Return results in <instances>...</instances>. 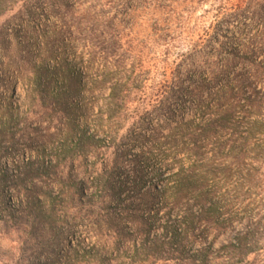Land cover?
<instances>
[{
	"label": "trees",
	"instance_id": "trees-1",
	"mask_svg": "<svg viewBox=\"0 0 264 264\" xmlns=\"http://www.w3.org/2000/svg\"><path fill=\"white\" fill-rule=\"evenodd\" d=\"M251 1L255 0H228L221 7L223 14L228 8L233 14L242 13ZM157 4L169 15L180 8L178 0ZM42 32L43 53L52 55L48 33ZM15 40H10L12 46L17 45ZM7 49L1 63L11 69L14 60ZM263 49L264 41H258L248 51L259 55ZM250 65L255 69L244 80L228 78V62L217 71L209 67L205 78L215 87L199 95L193 118L186 121L181 115L184 123L167 141L170 154L161 151L157 128L146 133L144 117L154 104L148 101L145 107L132 108V102L139 104L148 97L144 86L134 94L132 76L111 82L93 130L77 134L76 123L86 120L90 109L85 101L71 100L73 95L54 89L58 80H45L40 66L30 76L23 68L17 70L14 83L23 86V94L0 104V134L8 136L1 143L0 159L15 155L18 138L26 141L30 154L21 161L11 160L14 175L4 170L0 180L17 185L12 196L22 198L23 232L40 246L65 239L69 254L61 264H82L90 256L94 264H250L252 253H264V232L258 238L249 228L219 245L209 237L228 228L233 206L244 201L245 186H253L255 180L251 171L240 175L245 144L261 124L251 114L264 104V80L258 77V73L264 76V64L256 58ZM103 71L96 80L99 85L111 81L109 72ZM136 71L137 66L132 73ZM188 92L195 94L197 86ZM126 120H133L127 144L117 150L118 140L125 138L121 128ZM102 132L108 137L103 138ZM56 137L62 138L60 147L53 145ZM177 154L182 155L181 163ZM122 159L133 161L136 176L130 178L133 175L120 166ZM159 167L162 171L155 170ZM148 169L154 171L150 182ZM4 193L2 187L0 194ZM156 222L161 230H150ZM260 224L264 226V220L254 225ZM86 238H91V245L80 247ZM256 264H264V256Z\"/></svg>",
	"mask_w": 264,
	"mask_h": 264
},
{
	"label": "rangeland",
	"instance_id": "rangeland-1",
	"mask_svg": "<svg viewBox=\"0 0 264 264\" xmlns=\"http://www.w3.org/2000/svg\"><path fill=\"white\" fill-rule=\"evenodd\" d=\"M227 1L178 0L179 10L169 15L158 7L157 0H0V104L6 103L10 96L23 94V86L14 83L17 70L23 68L30 76L40 66L45 80H58L54 89L73 95L71 100L85 101L90 108L86 111L87 119H79L75 125L76 133L82 134L93 130L96 114L111 91V82L132 76L134 94H140L138 90L144 86L148 95L139 104L132 102V108L142 104L145 107L148 101L154 104L148 107L149 113L144 117L146 133L151 135L152 129L157 128L161 133V151L168 154L167 141L176 137L174 134L184 123L182 118L186 121L193 118L199 95H206L215 87L205 78L210 66L217 71L228 62V78L244 80L255 69L250 65L252 61L257 58L259 65L264 64V49L259 55L248 51L255 49L258 41H264V0L251 1L242 13L233 14L228 8L224 15L221 7ZM17 29L20 31L15 36ZM43 29L48 33L52 55L43 53ZM120 36L122 40L118 41ZM11 39H16L17 45L12 46ZM7 47L14 60L11 69L1 63ZM136 66L140 71L133 74ZM103 70L109 72L111 81L99 85L96 80L101 79ZM262 74L258 73V77L264 80ZM194 86L198 92L190 94L188 90ZM260 108L251 114L261 124L248 137L247 154L240 171L241 176L253 172L255 180L253 186H245L244 201L233 206L228 228L221 234L210 233V240L218 245L249 228L258 238L264 232L262 224L254 225L264 220L261 208L264 204V104ZM132 122H123L121 135L125 138L118 140L117 150L126 146ZM50 131L56 132V129ZM107 135V132L101 133L103 138ZM6 140L8 136L0 134V150ZM17 141L15 155L0 159V174L5 170L14 175L11 160L21 161L25 154H30L26 141L22 138ZM52 142L54 147H60L62 138L56 137ZM175 157L182 162L181 154ZM120 166L133 175L130 178L136 176L132 160L122 159ZM155 170L162 171L160 167ZM153 173L151 169L147 171V181L153 179ZM0 184V193L2 187L6 192L5 196L0 194V264H61L66 260L69 253L65 239L58 237L40 246L38 240L26 236L23 232L26 223L19 216L24 211L22 198L12 196L17 185L8 179L2 183L0 180ZM150 230H161V226L156 222ZM91 243V238H86L80 247ZM263 256L264 253H252L250 264H256ZM93 257H86L82 264H94L90 261Z\"/></svg>",
	"mask_w": 264,
	"mask_h": 264
}]
</instances>
